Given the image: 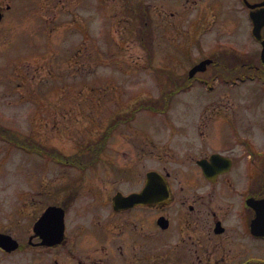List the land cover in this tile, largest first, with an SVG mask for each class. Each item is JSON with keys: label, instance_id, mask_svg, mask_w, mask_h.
<instances>
[{"label": "flooded vegetation", "instance_id": "obj_1", "mask_svg": "<svg viewBox=\"0 0 264 264\" xmlns=\"http://www.w3.org/2000/svg\"><path fill=\"white\" fill-rule=\"evenodd\" d=\"M4 1L0 0V22L12 8V0ZM44 2L46 10L51 5L63 12L73 8L72 20L81 30L84 26L91 31L97 14L107 23L104 31L115 20L133 21L141 29L139 42L148 57L151 9L158 7L155 10L166 17L169 8L170 27L177 33L169 41L175 44L188 35L192 58L181 72L169 66L153 68L162 91L190 93L195 87L202 93L217 91L219 101L213 103L222 117L171 119L173 132L182 137L186 132V139H177L174 145L185 149H177L183 151L180 157L172 152L165 159L154 155L155 164L146 165L141 154L134 158L123 151L125 161H132L116 162L113 158L120 157L109 154L107 165H96L113 136L103 133L109 119L91 144H99L91 164L64 167L70 171L61 173L66 177L57 200L49 199L47 177L39 179L42 190L35 193L33 172L28 171L24 183L11 188L15 215L24 223L0 227V233L17 240L15 251L26 244L38 251L73 254L72 261L53 258V264H264V0ZM83 8L94 15L81 16ZM210 35L213 41L208 40ZM209 105L199 110H208ZM46 173L42 170V176ZM148 180L158 187L155 198L123 201L122 196L139 194ZM49 205L64 210L63 239L51 246L41 244L35 229V221ZM73 209L76 213L71 214ZM110 240L117 243L110 245Z\"/></svg>", "mask_w": 264, "mask_h": 264}, {"label": "rangeland", "instance_id": "obj_2", "mask_svg": "<svg viewBox=\"0 0 264 264\" xmlns=\"http://www.w3.org/2000/svg\"><path fill=\"white\" fill-rule=\"evenodd\" d=\"M46 6L44 0H12L11 10L0 22V127L20 139L45 145L49 151H61L64 156L90 147L109 119L128 110L137 99L160 94L162 87L153 72L155 66L181 72L186 69L184 64L191 62L188 35L183 40L178 38L175 44L169 41L177 34L170 27L173 17L169 8L166 17L155 10L158 7L151 9L153 23L146 43L152 53L148 57L139 42L141 29L133 21L115 20L112 28L104 31L107 23L97 14L91 31L84 26L81 30L72 20L73 8L63 12L52 5L46 10ZM80 13L85 16L91 12L83 8ZM212 35L214 38L216 34ZM212 35L208 40L213 39ZM215 84L219 85L217 81ZM202 92L195 87L190 93H180L167 112L142 111L131 125L118 127L96 165H107L109 154L120 157L113 158L116 162L132 161H125L123 151L134 158L141 154L146 165L155 164L154 155L165 159L172 152L180 157L183 151L177 149H185L174 145L177 139H186V132L183 137L173 132L171 119L222 117L218 104L213 103L219 101L217 91ZM200 102L202 106L195 109ZM206 104L210 109L199 110ZM1 136L0 227L10 223L20 226L24 222L21 215H15L13 185L24 183L26 173L32 171L35 193L42 190L39 179L47 177L49 199L57 200L64 180L61 173L70 171L62 166L70 165L47 153H26ZM42 170L47 171L43 176ZM39 206L38 201L34 202L35 216ZM73 250L78 256L77 249ZM53 258L68 263L73 254L59 249L38 251L26 244L18 251H0V264H53Z\"/></svg>", "mask_w": 264, "mask_h": 264}, {"label": "water", "instance_id": "obj_3", "mask_svg": "<svg viewBox=\"0 0 264 264\" xmlns=\"http://www.w3.org/2000/svg\"><path fill=\"white\" fill-rule=\"evenodd\" d=\"M157 189L158 187L151 185L149 181L143 189V192L137 194V197H142V199L153 198V194ZM132 197H135V194L123 197V199H130ZM35 229L38 230L42 237V244L52 245L60 242L63 238L64 229L63 209L56 206H49L36 221ZM0 246L11 251L17 246V242L10 235L0 233Z\"/></svg>", "mask_w": 264, "mask_h": 264}, {"label": "trees", "instance_id": "obj_4", "mask_svg": "<svg viewBox=\"0 0 264 264\" xmlns=\"http://www.w3.org/2000/svg\"><path fill=\"white\" fill-rule=\"evenodd\" d=\"M167 81H171V84L174 82V79L172 77H167ZM167 95H165V93H163L162 96H164L162 98V100H157L154 98H148V99H142L140 101L137 102V104L124 116L121 114H118L116 119L110 124V126L107 127L106 131L104 132L106 135L109 132V129H112L115 127V124L127 117H133L135 115V113L140 110V109H148L154 112L157 111H162L164 112L165 109L168 106V101L170 99V96L173 93H166ZM109 128V129H108ZM0 135L6 137L9 141H12L13 143H26V141H19L17 137H15V133H13L12 131H4L1 127H0ZM34 146H36V144H34ZM36 148V147H35ZM99 149V147L96 148V151ZM61 154H57V157L60 158Z\"/></svg>", "mask_w": 264, "mask_h": 264}]
</instances>
